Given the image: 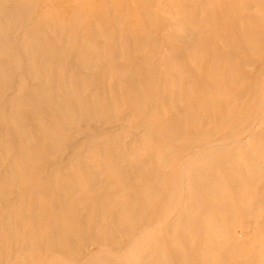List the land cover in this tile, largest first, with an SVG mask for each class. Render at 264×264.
I'll return each instance as SVG.
<instances>
[{
	"label": "bare ground",
	"instance_id": "1",
	"mask_svg": "<svg viewBox=\"0 0 264 264\" xmlns=\"http://www.w3.org/2000/svg\"><path fill=\"white\" fill-rule=\"evenodd\" d=\"M35 2L0 0V52L9 60L7 65L0 63V99L10 71L18 65L11 45L13 34L7 26L13 23L12 17L37 6ZM127 2L100 0L86 5L87 1L80 0L69 9L72 16L67 21L48 20L43 33L32 34L25 28L17 49L31 61L25 74L38 77L32 74L37 62L44 69L51 63L62 68L69 48L61 47L59 41L74 35L82 38L93 30L105 35L110 29L107 19H122L129 13ZM131 2L137 23L129 27L132 32L126 37L151 47L137 66L146 70L144 75L133 87L122 90L121 103L127 113L145 120L143 123L151 128L144 130V136L161 138V146L148 153L152 159L139 160L102 145L103 172L119 194L90 202L78 199L73 179L62 185L54 178L52 194L40 187L44 155L35 150L31 156L34 146L26 149L20 145L9 169L0 175V200L11 199L5 186L17 181L36 184L30 188V195L36 197L29 208L33 223L19 231L18 223L26 217V209L12 203L8 209L15 220L7 229L13 230L18 241L30 242L38 253L51 254L43 264H264V185L256 191L264 175V0H159L165 15L158 18L151 9L156 0ZM76 13L89 16L79 23L76 21L83 18ZM152 28L163 30L156 41H150ZM60 31L65 32L63 37ZM117 32L111 33L114 39L121 37ZM47 33L49 39H45ZM85 45L82 39L77 52L89 56L85 57L87 63L106 60L112 67L117 53L106 47L117 48L116 43L94 44V56ZM158 54L165 68L156 75L150 64ZM246 64L253 65L249 71L253 77L249 87L243 88L247 79L241 67ZM193 68L203 70L202 74L192 73ZM66 76L61 72L55 80L49 76V83L56 88L50 97L42 95L37 84L32 86L51 106L45 112L42 100L22 99L24 79H18L19 89H14L5 106L0 105L2 154L12 148L10 130L18 133L19 142H27L23 127L30 111L36 113L33 125L49 127L54 141L64 138V131L75 118H101V124H107L110 117L118 116V111L101 116V106L80 96L91 83L89 75L78 72L73 82ZM159 77L166 85L159 83ZM156 95L161 97V105L171 110L170 117L151 110L143 112V105L150 104ZM247 97L254 99L249 102ZM244 98L247 100L241 104ZM250 116L256 119L243 130L247 132L241 140L240 126ZM215 134H220L219 138L212 137ZM51 138L37 135V140ZM59 148L50 145L48 150L57 153ZM130 168L136 169L133 178L137 186L132 194L127 192ZM79 178L84 194L93 193L99 183L94 169L84 170ZM62 196L66 198L61 200ZM79 205L85 213L82 219ZM37 206L41 212H36ZM40 226H44L41 231ZM118 235L127 237L113 250ZM56 253L62 255L61 260L54 256Z\"/></svg>",
	"mask_w": 264,
	"mask_h": 264
},
{
	"label": "rangeland",
	"instance_id": "2",
	"mask_svg": "<svg viewBox=\"0 0 264 264\" xmlns=\"http://www.w3.org/2000/svg\"><path fill=\"white\" fill-rule=\"evenodd\" d=\"M35 1V3H38L37 6L33 5V7L22 16L16 15V17H12L13 23L8 24L7 26V28L13 34V42L11 45L12 49L16 52L18 65L10 71L8 86L6 89H3L4 91L1 93L0 105L2 107L3 105H6L7 99L14 94V89H19L16 87V83L20 79H24L23 84L20 87V91H22L23 96L22 99L27 100L35 98L39 101L42 100L41 109L44 110V112L50 110L51 106L45 104L46 102H43L44 98L42 96L45 94L46 96L50 97V95L55 93L56 88L49 83V76H54L55 80V75L58 72H61L65 76L67 75L66 77L71 82H73L76 80L77 73L80 72L84 73L85 75H89V80L91 81L90 85H86V87L80 93V96L85 97L86 100H89L90 98L91 100H94L98 106H101L103 110L101 116L107 115L108 112L115 113L116 111H118V116H115L112 119H110V117L108 119V122L110 123L107 124H101V118H97L95 120L75 118L73 125L64 131V138L59 141H54L56 140H53V137L55 136L53 135L52 130H49V127L42 129L33 125L36 113L30 111L27 114L29 117L28 123L23 127V136L28 135L27 142H23V139L21 142H19L17 138L18 133L14 130L9 131L11 136L10 144L12 148L6 153L2 154L0 152V175H4L7 169H9L12 157L16 155V151L19 149L20 145L22 148L33 145L34 150L32 151L31 156H33L35 150L43 153L44 155L41 164L42 171L41 174H39L41 177H43V180L38 185L43 187L49 193H51V191L53 192V190L55 191L54 186L51 185V182H53L52 180L54 178L62 185L69 184L73 179L74 182L72 183H74L76 186V195L78 199L86 198V200L90 199V202H92V200L95 201L98 198L101 199L103 196L115 197L119 194V190H116L113 184L108 182L107 177L103 172L102 163H104V159L101 156H103L105 150L101 146H107L115 153L129 154L131 156L137 157L139 160H150L152 157L148 155V153L158 149L162 143L161 138L145 137L143 134L144 130L151 127H147V125L143 123L145 120L143 121L140 117L136 119L135 116L138 115L127 113L126 108L121 103L122 90L133 87L144 75L146 70H139L137 66L139 65L138 63H140L139 60L148 54L149 48L151 46L147 44L142 45L137 41L133 42L132 39L126 37L127 34L132 32L129 27L134 26L137 23V20L133 18L131 14V11L134 10L135 7L131 4V0H128L127 6L125 7L129 12L127 15H124L122 19L116 18V20H106V24L110 28L108 33L100 36L98 35L100 31L97 32L93 30L87 31L82 38L78 35H74L70 40L65 38L61 39L59 41V45L66 49L69 48V52L65 57H63L61 65L62 68L58 69L51 63V65L47 66V68L45 67L44 69L40 63L37 62V65H34L35 71L32 72V74H37L38 77L33 78L30 76V74H25L26 69L31 66V61H27L25 58L26 56L22 55L20 52H17V49H20L18 45V38H20L21 33L25 28L32 34H36L37 32L43 33L46 31L44 23L48 25V20L61 19L63 21H67L72 16V14L69 13V9L72 6H77L80 0ZM86 1L88 2L86 5H89L90 3L97 4L100 0H85V2ZM158 3L159 0H156L154 6L151 7V9H153L155 12L156 18L165 15V13L160 9ZM254 9L255 8L251 9V11L254 12ZM76 14L79 15V18H83L79 21H76L79 23H84L85 18L89 16L88 14ZM102 16L104 15L102 14ZM36 21L41 22L37 23ZM155 21H157V19ZM94 26L97 27L98 25ZM115 31H118L117 34L121 37L114 39L111 33ZM181 32L182 34L186 35L185 31ZM64 33L65 32L60 31L62 37L64 36ZM162 33L163 30L152 28L150 30V41H156L159 39ZM185 35L184 39L186 40ZM48 36V33L45 34V39H49ZM82 39L86 43L85 46L92 56L94 55L92 54L91 48L94 46V44L101 43L110 46L112 45V42L116 43L117 48L106 47L107 49H114L117 53V58L112 61V67L107 65L106 60L101 61L96 59L87 63L85 57L88 58L89 56L86 53H82L81 51L77 52L79 49V43L82 41ZM49 41H51V39ZM127 44L130 45L128 48L125 47ZM160 57L161 54L154 56L153 61L150 64L156 75L161 74V71H163L165 68ZM180 61L185 63L187 62L186 59H178V62ZM8 62L9 60L4 57L2 52H0V63L7 65ZM252 69L253 65L250 64H246L241 67V72L245 74L247 79L245 85H243V88L249 87V83L253 77V74L249 71ZM191 72L200 75L202 74L203 70L193 68ZM164 82H166V80L159 77V83H163L161 85H166ZM35 84H37L39 90L42 91V95H39L33 91L32 86ZM160 98V96L156 95L150 104H144L143 112L147 113L151 110L155 111L161 117H170L172 115L171 110L166 109L165 104L161 105ZM247 98L249 102H252V99H254V97ZM246 100L247 99L245 98L242 99L241 104ZM76 105L79 107L78 104ZM255 119L256 118H251L250 116V119H248L245 124H241V140L246 137L247 131L243 130L249 123H253ZM140 120L142 121V124L139 123ZM205 128L207 129V127ZM38 134L49 137L51 136L52 138L50 141L37 140ZM219 135L220 134H215L212 137L219 138ZM23 136H20V138H23ZM97 142L100 143V146L97 144ZM50 145L60 146L58 152H50L48 150ZM231 155L232 154L230 153V157H228L231 158ZM105 156L109 155L105 154ZM86 169H94L99 175V183H97L95 190L91 194H84L81 190L82 182L79 177ZM135 170L136 169L130 168L127 172V192L131 194L136 192L135 186H137V184L133 178ZM35 185H31L30 183H20V181H17L12 186H5L4 188L7 192L11 193V199L0 200V264H14L16 260H20L21 264H43V260L51 256V254L42 255V253H38V251L32 247L33 245L30 242L29 243L32 246L27 241L25 244L24 242L18 241L16 235L13 233V230L11 233L10 228L7 229V226H10V222L15 220L13 214L8 209V205L12 203H16L17 205H25L26 217L20 220L18 223L19 231L24 232V230L28 228L29 223L32 222L30 219L29 208L31 205V200L33 198L36 199V197L30 195V188L31 186ZM262 185H264V175L259 180L256 191H259V187ZM65 198L66 196H62L61 200ZM79 210V218L82 219L84 218L85 213L81 206ZM36 212H41V208L39 206L36 207ZM90 222L91 221H88L86 223L89 224ZM197 226L201 227V224L199 223ZM42 229H44V226H40L38 230L41 231ZM124 237L127 236L118 235L116 237L115 244L112 246L113 250L118 248ZM69 250L73 251L74 249L71 247ZM54 256L59 260L62 258L60 253H56Z\"/></svg>",
	"mask_w": 264,
	"mask_h": 264
}]
</instances>
